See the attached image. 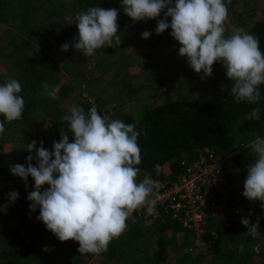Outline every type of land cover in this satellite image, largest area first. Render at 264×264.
I'll list each match as a JSON object with an SVG mask.
<instances>
[{
	"label": "clouds",
	"instance_id": "clouds-1",
	"mask_svg": "<svg viewBox=\"0 0 264 264\" xmlns=\"http://www.w3.org/2000/svg\"><path fill=\"white\" fill-rule=\"evenodd\" d=\"M231 0H121V8L89 7L86 11L66 17V25H75L78 34L72 45L76 52L93 56L104 46L116 48L121 44L118 34V16L121 13L133 22L156 19L155 33L160 35L171 29L170 35L179 43V56L185 57L190 68L203 75H212L213 65L220 63L230 84V95L235 103L259 104L260 86L264 85V52L258 38L242 27H234L226 36L225 21ZM166 9V11H165ZM171 18L170 23L168 18ZM152 33L144 31L142 39ZM69 44L61 46L67 52ZM45 93L59 99L55 90L42 84ZM223 90V86H222ZM21 83L8 78L0 84V134L5 123L22 119L25 101L20 95ZM245 119L259 120L260 109L253 108ZM68 123L69 134H61L60 141H53L52 150L43 142L33 140L26 145L27 167L10 165L13 176L25 183L34 180V190L27 199L30 211L39 208L38 221L54 234L60 242L79 243L77 251L82 255L107 251L109 243L119 238L127 229V220L135 212L144 209L147 215H155L154 196L158 185L145 175L138 181L141 169V149L135 123L109 119L93 106L85 113L79 105H72L62 117ZM73 142H69V137ZM249 147L255 159L247 168L242 195L250 202H260L264 209V138L253 140ZM36 159V166L31 163ZM49 187L42 190V186ZM18 193H9L14 203ZM244 233L253 239L260 236V217L252 223L243 218ZM44 251H49L47 246Z\"/></svg>",
	"mask_w": 264,
	"mask_h": 264
},
{
	"label": "trees",
	"instance_id": "trees-1",
	"mask_svg": "<svg viewBox=\"0 0 264 264\" xmlns=\"http://www.w3.org/2000/svg\"><path fill=\"white\" fill-rule=\"evenodd\" d=\"M21 10L23 13L12 17L13 19L6 20L7 17L0 18V22H5L16 28H24V30L34 39L43 41L45 46L48 44V48L61 47L65 43L74 41V37L78 34V29L75 26L77 34H66L64 32L63 25H59L57 28L52 29L49 35L44 34L45 22L57 23L62 20V8L50 9L46 8L47 2L35 3L33 0H22ZM108 0H90L87 5L89 7L98 6L107 9ZM86 5V6H87ZM79 6V4H77ZM258 7L262 11L261 15L256 18L253 25L249 29V33L255 35L259 40L260 50L264 52V0H258ZM43 8L44 11L39 13V10ZM166 11V9H165ZM163 12L156 19H162ZM169 20V19H168ZM170 23V22H169ZM124 29V28H123ZM126 30V29H125ZM127 32V33H126ZM123 34V42L117 46L119 50H123L126 46H131L129 54L126 55L128 63L122 62L123 65L120 70H123L121 77L120 89L127 91V100L131 99L133 102L135 96L141 94V88L144 82L139 80L137 76H140V72L144 70V63L149 60L158 62V54L155 49L156 46L153 42H144L141 46H135L132 43H128V40L132 41V33L127 29ZM171 29H166L163 32L164 37L168 43H172L175 39L170 35ZM126 38L128 40H126ZM72 40V41H71ZM54 41L55 43H51ZM125 42V44H123ZM140 45V43L138 44ZM135 46V47H134ZM111 47L97 49L92 57L94 60L103 52H110ZM137 53H134L136 52ZM78 55H83L77 53ZM124 56V55H122ZM83 57L77 56L74 68L76 72L81 74L79 77L85 78V71L88 69V65L83 62ZM96 66V64H95ZM141 70L138 73L139 67ZM81 67L80 70L77 68ZM99 72H102L97 67ZM132 70V71H131ZM130 71V72H129ZM108 71L110 74V85L114 86L117 82L114 79V72ZM60 78V77H59ZM57 81V95L59 99H52V101L58 106H66L69 104V100L72 93V86L68 85L67 79ZM231 84V82H230ZM230 84H228V95L223 100L217 102H211L209 100H182V99H169L152 105L145 109L140 117L136 120V130L141 132L138 137V144L141 149V163L138 167L141 172L138 176V181H142L145 175L150 177L153 181H161L165 185H171L178 176L184 171V166L181 164V160L184 158L194 159L197 154L203 149H209L215 154L225 158L226 163L230 166L231 170L234 169L235 177L244 182L247 174L248 162L244 160L240 147L245 140L252 142L256 138H264V85L260 86L261 99L259 104H247L245 102L235 103L234 97L230 95ZM167 88L169 86L166 84ZM159 91L158 88L155 89ZM134 99V100H133ZM95 106L97 111L102 116H107L105 110L101 109L99 105H92L88 102L84 104L85 113L90 108ZM253 108L260 109V119L251 120L245 119V115L250 113ZM110 120L109 116H107ZM27 114L23 112L22 119L26 120ZM4 119L0 116V120ZM124 123H133L132 113L120 114L117 118ZM33 131L29 143L33 140L37 141V148H39V142H46L50 138V129L47 134L41 132L40 128L34 125H29ZM64 134H69V127L65 128ZM37 136V138L34 137ZM256 136V138H255ZM60 141L57 140V142ZM69 142H73L72 137H69ZM44 147L48 150H52L53 144L45 143ZM248 155L251 158L254 156L249 145L246 146ZM30 153L26 151V146L17 149H10L7 151L0 150V207H6V214L0 217L1 225L5 222L8 216L17 217L21 221L23 219L28 220L29 226L26 227L28 236H23L21 229L14 231V236L17 239L14 250L8 251L2 249L3 261L1 264H20V260L31 251H38L40 247L44 246L46 240L59 242L60 248L64 250L66 260L60 264H91L94 263L93 258L95 254H80L77 249L79 243L75 241L60 242L52 232L46 229V226L42 221L37 220L39 215V209L35 212L30 211L26 213V209H30V201L27 199L28 194L34 187V180L29 177L27 183L21 178L13 176L10 173L9 166L15 164H22L27 167V156ZM255 157V156H254ZM33 166H36V159L34 157L31 162ZM233 176V175H232ZM231 176V177H232ZM231 183V182H230ZM46 186V185H44ZM42 186V189H44ZM16 191L18 193V199L14 203L9 202V193ZM238 199L236 202L231 201L230 206H236L241 210L242 215L233 214L228 212V226L225 227L226 219H216L213 223L214 232L216 234L211 235L212 242L217 238L215 235H225L227 241L236 242V234L238 233L239 225L243 218H249L252 223L256 222L257 217H260V236L264 238V209H261L260 202H250L248 199ZM7 216V217H6ZM26 216V217H25ZM182 228L178 223L169 216H163L159 219L150 220L148 225H141L139 219L128 218L127 229L118 238L119 241L115 243V246L119 248L120 253L124 252L122 242L135 243L138 239H147L151 241L149 253L146 255V260L142 264H208L201 257V251L197 249L189 250L188 248L178 251L177 253L171 252L169 246V239L173 231H181ZM149 231V232H148ZM153 234L152 238L148 237V234ZM149 238V239H148ZM116 242V241H115ZM232 244V243H231ZM136 247V245H135ZM48 249H53V247ZM238 248V247H237ZM239 249V248H238ZM35 251V252H36ZM35 252L30 254L32 260H35L38 264L44 263L45 259L50 256L46 253H40L42 256L35 255ZM236 251H234L235 253ZM96 256V255H95ZM252 255L249 252H245L242 255H238L235 259V264H258L252 259ZM209 264H213L209 262ZM215 264V263H214Z\"/></svg>",
	"mask_w": 264,
	"mask_h": 264
},
{
	"label": "rangeland",
	"instance_id": "rangeland-1",
	"mask_svg": "<svg viewBox=\"0 0 264 264\" xmlns=\"http://www.w3.org/2000/svg\"><path fill=\"white\" fill-rule=\"evenodd\" d=\"M28 1L30 2V0ZM33 1L37 4L40 2H47L46 8L50 9L62 8L61 22L50 24L45 22L44 34L49 35L52 29L57 28L59 25H63L66 34L76 35L77 32L74 29L75 25H66L68 23L66 17H72L74 23L75 16L88 9L87 3L90 0ZM21 3H23L22 0H0V18L5 16L7 17L6 20L10 21L13 19L12 17L21 15V13H23L21 10V7H23ZM77 4H79V6H77ZM107 8H116L119 10L121 8V0H108ZM43 11L44 9L41 8L39 13ZM261 12L262 11L258 7V0H231V4L228 6V18L225 21V35H230L234 27H242L248 32L256 18L262 14ZM168 19V22H170L171 18L169 17ZM117 23L119 25L118 34L121 36V43L124 41L123 34L128 29L129 32L131 31L130 33H132V41L126 38L128 43L141 46L144 42H153L156 46L155 51L159 55L158 62H156V60L155 62H153L154 60H149L147 63H144V70L140 72V76H137L139 80L144 82V85L141 88V94L134 97L135 99L138 97V100L133 99L134 102L131 99H126L128 96L127 91L120 89L119 85L124 73L123 70H120L124 65L122 60L128 63L125 57L129 54L131 46H126L123 50H119V47H111L112 50L110 52L104 51V54H101L99 57L97 56L94 60L92 57L78 55L77 53L79 52H76L72 46L74 41L69 43L70 46L67 52L62 51L61 47L57 46L49 49V44L45 46L43 41L34 39L23 27L20 29L5 22H0V84H3L8 78L17 79L21 83L22 92L20 95L25 101L24 113L27 114L26 120L5 123V131L3 134H0L1 151L25 147L29 143L30 138H32L31 135L33 131L29 126L31 124L40 128L41 132L43 131L44 134H47L48 129H50V138L43 144H53V141L61 139V134H64L65 128L68 127V123L64 121L62 117L68 114V109L74 104L81 106L83 109L84 104L87 102L92 105H99L101 109H106V115L112 119L117 118L120 114L130 112L134 120H137L145 109L151 107L153 104L162 102V97L166 100L175 99L176 95L179 96V92L175 90L191 83H195L196 88L200 86L203 87L201 90L207 94V98H203V100L217 102L227 97V87L230 82L224 79L226 74L223 66L220 63H215L213 65L212 75L204 80L201 79L203 75L202 72L197 74L193 71L192 74H189L192 69L187 59L179 56V43L176 40L172 43H168L163 33L160 35L155 33L157 19L133 22L130 17L122 13L121 9ZM144 31L152 33L146 40L141 38V33ZM51 43L55 42L52 41ZM139 43L140 45H138ZM123 44H125V42ZM104 48L108 47L104 46ZM134 53H137V51ZM77 56L83 57V62L88 65V69L85 71L86 77L83 79L79 77L81 74L76 72L74 68ZM170 64L173 65L177 78V86L172 90L167 88L162 70L163 66L165 67ZM124 66L126 67V65ZM97 67L100 68L102 72H99ZM77 69L80 70L81 67ZM109 70L115 73L113 76L117 82L114 86L110 85L111 75L108 74ZM140 70L141 66L139 67L138 73ZM222 73L223 77H221ZM188 75H190V77H188ZM58 78L61 79V81L67 79L68 85L70 84L73 88L69 104L66 106H58L55 104L52 98H50L42 88V84L47 83L49 85V90L56 91V80H58ZM217 79L218 81H216ZM156 88H158L159 91L156 92ZM181 92L183 94V88ZM164 93H166V95ZM34 137L37 138L35 135ZM250 143L251 142L245 140L239 150L243 152L242 156L244 160H247L248 165L255 159L254 156L249 158L248 150H246V146L250 145ZM235 172L236 171L232 169L233 176L231 183L234 185L233 189L230 192H225L226 197L224 199V205L227 211L231 201L236 202L238 199L247 201L242 195L244 191V182L235 177ZM48 187L49 186L46 185L42 190ZM231 187V185L228 186L229 189ZM31 190L33 191L34 187H32ZM6 209V207H0V217L6 214ZM26 213H30V209H26ZM225 214L228 216V212L224 213V215ZM240 214L242 215V213ZM215 220L216 218L208 219V224L213 229H215V225H213ZM219 220L225 219L219 218ZM149 221L150 220H140V223L142 226L148 225ZM27 226H29L27 219L21 221L15 216H8L2 225L0 222V264L3 261L1 255L2 249L12 251L15 248L17 239L14 236V231L16 229H21L22 235L28 236V231H26ZM239 229L240 230L236 234V242H231L232 244L227 241L225 235H215L217 239L211 243L208 249L201 252V257L203 258L201 261H205L204 263L208 262V264L209 262H213V264H235L234 258L245 252H249L254 262L264 264V238L253 239L250 236L244 235L247 229L241 223ZM214 234L216 233L214 232ZM152 236L153 234H148L150 239ZM117 241H119L118 238L113 239L109 243L107 251L98 255L95 254L96 256L94 255L95 258H93L95 259L94 263L91 262V264H142L146 260L151 241L140 238L133 244L126 241L122 242L124 249L122 256L120 255L121 251L119 248L115 246ZM59 244V242L54 240H46L44 246L40 247L39 252L34 250L27 253L19 263L38 264L35 260L31 259L30 254L36 251L35 255L40 257L42 256L40 253H47L49 255L47 251L43 250L44 247L47 246L49 248L53 247V249H49L51 253L50 256L41 264H60L66 260V257L64 255V250L60 248ZM189 245V236L183 229L177 232L173 231L169 239L171 252L177 253L178 251L189 248ZM234 251L236 252L234 253ZM7 264L11 263L7 262Z\"/></svg>",
	"mask_w": 264,
	"mask_h": 264
},
{
	"label": "built area",
	"instance_id": "built-area-1",
	"mask_svg": "<svg viewBox=\"0 0 264 264\" xmlns=\"http://www.w3.org/2000/svg\"><path fill=\"white\" fill-rule=\"evenodd\" d=\"M181 164L184 171L171 185L155 181L158 188L151 197L156 201L155 215L141 209L129 218L146 221L169 216L189 236L188 249L202 252L210 247L214 234L208 219L224 218L227 226L228 216L224 213H241L236 206H228L227 211L224 205V188L232 181V170L224 157L209 149L201 150L194 159H182Z\"/></svg>",
	"mask_w": 264,
	"mask_h": 264
},
{
	"label": "crops",
	"instance_id": "crops-1",
	"mask_svg": "<svg viewBox=\"0 0 264 264\" xmlns=\"http://www.w3.org/2000/svg\"><path fill=\"white\" fill-rule=\"evenodd\" d=\"M234 26V25H233ZM238 26V25H237ZM222 65V64H221ZM223 66V65H222ZM224 68V67H223ZM163 70V75H164V78L166 80V84L169 86V88L172 90L173 88H175L177 85V82H176V73H175V70L173 68V65H167V66H163L162 68ZM193 73V70L190 71L189 74H192ZM224 73V72H223ZM223 73H222V76L223 77ZM188 77H190V75H188ZM224 79H226L228 81V78L225 77ZM218 81V79L216 80ZM215 81V82H216ZM230 82V81H229ZM182 86V85H181ZM184 86V85H183ZM168 88V89H169ZM183 88V94L181 92V89ZM180 89H176L175 91H178L177 93L179 94V96L176 95L175 99H182V100H203V98H207V94L205 92H203L201 90V88H203L202 86H200L199 88H196V84L195 83H191L189 85H185L184 87H182ZM199 89V90H197ZM167 93V92H166ZM166 93H164L166 95ZM173 99V100H175ZM161 100H166L164 99V97L161 98ZM154 105V104H153ZM133 123H136V120L133 121ZM232 182V181H231ZM231 185L232 187L229 189L228 186ZM229 185H227L225 188H224V191L227 193V192H230L232 189H233V184L230 183ZM226 193L225 195L223 196L226 197ZM234 199V198H233ZM226 225V223H225ZM228 226V225H227ZM225 226V227H227ZM214 230V229H213ZM124 252L120 253V255L122 256ZM134 256V255H133ZM135 257V256H134ZM144 260V258H143Z\"/></svg>",
	"mask_w": 264,
	"mask_h": 264
}]
</instances>
